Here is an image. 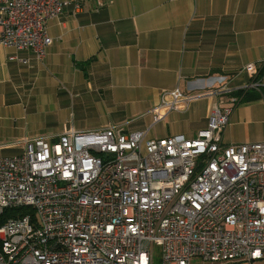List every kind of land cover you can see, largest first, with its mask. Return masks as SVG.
<instances>
[{"label":"built area","instance_id":"1","mask_svg":"<svg viewBox=\"0 0 264 264\" xmlns=\"http://www.w3.org/2000/svg\"><path fill=\"white\" fill-rule=\"evenodd\" d=\"M66 6L81 1L0 0V47L42 62L46 24ZM236 91L209 93L217 102L193 139L65 128L0 156V264H153L155 247L161 264L264 260V143L222 144ZM195 98L162 92L153 124Z\"/></svg>","mask_w":264,"mask_h":264},{"label":"crops","instance_id":"2","mask_svg":"<svg viewBox=\"0 0 264 264\" xmlns=\"http://www.w3.org/2000/svg\"><path fill=\"white\" fill-rule=\"evenodd\" d=\"M80 1L47 22L42 62L0 47V156L65 128L193 139L217 102L209 93L223 85L253 99L232 110L222 144L264 143V0ZM251 82L259 85L246 88ZM175 89L197 98L153 124L150 110ZM84 115L86 125L74 127Z\"/></svg>","mask_w":264,"mask_h":264},{"label":"rangeland","instance_id":"3","mask_svg":"<svg viewBox=\"0 0 264 264\" xmlns=\"http://www.w3.org/2000/svg\"><path fill=\"white\" fill-rule=\"evenodd\" d=\"M86 121H87V118H86V115H84V117L82 119L78 120L75 123L74 127H76V128L84 127L86 125ZM68 125H69V127L73 125L71 120H69ZM161 126H162V124L159 127L161 128ZM152 135H153V132L150 133V136H152ZM153 264H161V251H160L159 247L154 248ZM241 264H245V263H241ZM252 264H264V260L256 261Z\"/></svg>","mask_w":264,"mask_h":264},{"label":"trees","instance_id":"4","mask_svg":"<svg viewBox=\"0 0 264 264\" xmlns=\"http://www.w3.org/2000/svg\"><path fill=\"white\" fill-rule=\"evenodd\" d=\"M258 83H261V82H258ZM234 95H235L237 98L240 99V102H241V101H246V100L253 99V97L251 98V97L248 95L247 90H238V91L235 92ZM7 216H8V215H6V213H5L3 219L6 218ZM3 219H1V220H3Z\"/></svg>","mask_w":264,"mask_h":264}]
</instances>
